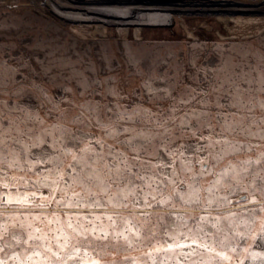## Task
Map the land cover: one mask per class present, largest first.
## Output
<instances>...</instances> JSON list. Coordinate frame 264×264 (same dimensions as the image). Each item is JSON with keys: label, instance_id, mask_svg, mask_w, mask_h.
Wrapping results in <instances>:
<instances>
[{"label": "rangeland", "instance_id": "rangeland-1", "mask_svg": "<svg viewBox=\"0 0 264 264\" xmlns=\"http://www.w3.org/2000/svg\"><path fill=\"white\" fill-rule=\"evenodd\" d=\"M51 1L54 9L0 0V264H100L87 249L54 258L71 232L78 239L67 222L89 213L92 230L117 211L102 207L142 195L150 206L172 203L199 227L155 241L153 264L166 246L180 259L196 256L188 264L264 259V27L245 36L157 28L141 37L111 27L81 37L55 12L61 0ZM127 1L174 4L119 0ZM66 131L78 136L69 146ZM147 135L165 148L152 161L153 188L128 191L110 163L120 168L129 153L143 160L145 146L122 141ZM83 155L88 181L73 166Z\"/></svg>", "mask_w": 264, "mask_h": 264}, {"label": "trees", "instance_id": "trees-1", "mask_svg": "<svg viewBox=\"0 0 264 264\" xmlns=\"http://www.w3.org/2000/svg\"><path fill=\"white\" fill-rule=\"evenodd\" d=\"M5 79L6 76L0 74V83ZM24 90L26 93L30 92L28 89ZM20 96L22 95L18 94V97ZM77 137L78 136L75 135L73 131H66L64 142L69 146L74 141L76 142ZM122 142L123 145L128 148L133 147L134 144L145 146V158L142 160L134 157V155L130 153L127 155L125 154L124 159L126 162L121 159L122 162L120 164L122 166L120 168H117L118 164L115 162L110 163L109 168H112L115 174H117L115 171L119 170L118 174H120L123 183L121 188L128 191L139 190L141 192L147 191L150 193L153 186H148L149 184L147 181H150L152 175V161L159 158L158 155L160 151H164V144L157 138L156 140L155 138L151 140V135H147L146 139L135 137L131 142H127L126 140ZM111 149L114 151L115 148L111 147ZM113 153H117V150ZM83 157L85 158L83 155L77 160H74V171L76 175H80L82 172V176L86 175V180L88 181L87 175H89V173L81 169L82 163L79 161V159ZM86 168L87 170H92L90 166ZM154 173L157 175L156 171ZM158 186L162 185L159 184ZM105 188L107 191L113 189H109L110 187L107 185ZM142 196L144 197L125 198L122 203L118 205L107 204L109 206L102 207L117 209V211H115L112 217L108 219L103 218L100 223L97 225L95 224L96 227L92 228V230H90V228L94 223V219L89 213H87L88 216L86 215L85 219H83L84 221L81 219L79 223L74 224L73 222H67L69 228L71 227L73 230L76 229L78 239L75 238L76 240H74L72 238L73 232H71V234L66 237L70 245L65 249V253L62 254L63 250H61L59 256H54V258L60 260L63 257H71V255H81L87 249L95 254L100 260V264H153L152 259L155 254L153 246L155 241L158 240L159 243H169L171 242L170 236H187L189 238L193 236L192 232L199 228L197 227V219L196 221L194 218L189 220L187 212L180 208H174L172 203L158 201L154 204L152 203L150 206L152 200L149 195ZM157 210L163 211L159 212ZM76 241L78 243L73 245ZM136 250L141 253L138 257L131 255V253ZM175 252H177L176 249L166 246L164 250L157 254V260L154 261H159L161 264H172L173 262V264H188L187 261H193V257H196L192 256L187 259H180ZM66 260V264H79L75 259ZM263 263L264 259L260 260L259 254H256L254 259H249L243 264Z\"/></svg>", "mask_w": 264, "mask_h": 264}, {"label": "bare ground", "instance_id": "bare-ground-1", "mask_svg": "<svg viewBox=\"0 0 264 264\" xmlns=\"http://www.w3.org/2000/svg\"><path fill=\"white\" fill-rule=\"evenodd\" d=\"M171 1L174 4L167 8L152 1L122 4L114 0L105 4L102 0H61L57 1L60 6H54L58 9L54 11L81 37L105 36L111 27L123 36L136 37L157 28L171 31L183 28L189 35L205 31L223 35L220 32L226 31L229 36H245L264 27V0ZM48 4L54 9L51 0H45L42 8H48Z\"/></svg>", "mask_w": 264, "mask_h": 264}, {"label": "water", "instance_id": "water-1", "mask_svg": "<svg viewBox=\"0 0 264 264\" xmlns=\"http://www.w3.org/2000/svg\"><path fill=\"white\" fill-rule=\"evenodd\" d=\"M247 198V196L246 195H244V196H242L241 198H240V200H245ZM255 200L257 201V202H259L260 201V198L258 197V196H256L255 195Z\"/></svg>", "mask_w": 264, "mask_h": 264}]
</instances>
